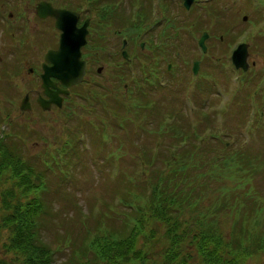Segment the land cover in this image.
<instances>
[{"label":"trees","instance_id":"1","mask_svg":"<svg viewBox=\"0 0 264 264\" xmlns=\"http://www.w3.org/2000/svg\"><path fill=\"white\" fill-rule=\"evenodd\" d=\"M47 1L75 9L71 0ZM86 1L92 3L89 11L98 15L95 17L99 22L102 18H107L109 24L116 22L117 15L110 12L116 10L114 1ZM258 3L264 8V0ZM123 12L119 15L124 17ZM205 12L215 16L210 10ZM127 14L128 18L133 16V12L127 11ZM123 22L112 25V30L115 32L121 25L123 28ZM138 22L139 14L135 23ZM131 26L120 31L134 35V27ZM136 27L142 28L141 25ZM172 28L175 36L180 30L174 24ZM146 62L148 60L139 62L138 68L147 77L128 84L127 92L120 94L124 98L122 104L119 99H114L115 109H111L113 112L109 110L116 122H123V125L115 124V128L124 136H138L142 131L145 138L151 137V143H154L152 149L143 142L131 143L135 148L132 164L134 171L140 173L143 191L135 194L131 189L127 199L128 193H124L121 201L123 211L117 218L118 225L113 228L99 221V228L88 229L86 220L80 216L86 214H80L77 218L81 226L73 237L68 236L66 230L61 232L56 236L55 247L45 240L44 228L49 230V225L64 213L63 208H55L58 201L53 196L60 198V194L58 191L50 192L48 174L53 165L60 170L64 166L66 169L63 171L67 170L73 158L78 156L79 148L74 141L81 136L78 131L69 132L71 136L65 143L60 142L56 156H40L33 160L32 157H23L17 148L19 136L5 128L7 118L0 114V264H147L148 261L151 264H248L249 254L264 247V239L261 238L264 234L258 232L264 216V199L252 185L253 179L261 172L262 164L250 158V148L247 151L250 145L245 138L241 136L239 139L240 134L224 132L231 128L232 131L246 129L248 136L255 133L258 122L253 125L252 120L258 119L257 112L251 113V124L243 112L249 108L246 102L250 94L243 91L249 84L244 79L248 73H241L242 79L238 77L237 89L238 92L243 91L242 99L233 101L237 105L228 112H222L238 116L242 125L248 124L228 127L227 120V126H217L207 101L200 102L203 106L193 102L188 111L182 107H163L169 97L172 104L173 101L179 103L175 99L177 91L158 87L156 80L160 71L156 66H147ZM173 70L175 68L172 67ZM119 73L120 79L113 84L114 89L121 88L122 77L127 74L125 70ZM259 73L258 80L264 85V67ZM153 89L170 90L167 93L169 97L153 98ZM252 93L258 101L261 100L257 104L263 108L264 93L261 96L259 91L252 90ZM205 95L209 97V93ZM235 96L239 99L238 93ZM102 108L107 110L106 105ZM258 113L260 118L261 112ZM146 120L154 121L156 126L145 129L142 123ZM100 132L98 139L101 144L112 142L113 131L106 124L101 125ZM82 147L85 148L83 151L87 150V144L82 142ZM117 153L109 161L119 158ZM60 160L63 163L58 162ZM140 197L144 198L143 203L138 202ZM225 215L232 216L227 233L222 231L220 224ZM96 218L102 219L101 215ZM62 220L60 218L59 221ZM251 232L259 240L248 244L245 239L252 235Z\"/></svg>","mask_w":264,"mask_h":264},{"label":"rangeland","instance_id":"2","mask_svg":"<svg viewBox=\"0 0 264 264\" xmlns=\"http://www.w3.org/2000/svg\"><path fill=\"white\" fill-rule=\"evenodd\" d=\"M39 1L0 0V7L3 5L0 8L3 12L2 15L6 11L8 12L7 7L11 8L15 7V5L19 7L21 5L26 9L22 15H15V12L11 10L13 12L11 18L5 17L7 16L5 15L4 19H0V114L7 118L8 125H4L6 126L5 128H8L10 133L19 136L18 140H16L17 148L23 153V157H32L31 159L33 160L39 159L38 157L40 156L42 158H46L48 155L56 156V150L61 147L60 142L63 141L65 143L67 137L71 136L68 134L69 132L78 131L82 138L79 137L78 141L76 139L74 141L76 147L79 148V153L77 157L75 156L76 158H73L74 160L70 163L67 170L63 171L66 169L64 166L60 170V167L53 165L52 171L48 174L50 192L54 194L58 191L60 194V198L55 194L53 196L59 203L58 205L56 203L55 208L56 210L59 207L64 209V213L60 214V218L63 220L59 221L60 218L59 220L55 219L49 225V230L44 228L42 231L43 237L52 247L57 245L56 236L58 237L61 232L66 230L69 233L68 236L73 237L75 235L81 226V222L77 218L80 214H86L80 216L81 219L84 218L86 220L88 229L99 228V221H103L108 228L117 226V218L123 211L121 201L125 196L124 193H128L125 196L127 199L131 189L134 190L135 194L143 191L142 180L139 178L140 173L134 171V165L132 164L134 163L135 148L131 143L137 142V144H140L143 142L146 143L147 148L150 146V149H152L154 143L151 142L153 139L151 137L149 139L145 138L146 134L142 131L138 133V136H124L121 130L115 128V124L123 125V122H116L114 115L109 110L115 109L114 99H119L122 104L124 98H121L120 94L127 92L122 86L120 89L112 88L114 87L112 85L114 81L116 83L119 82L117 80V78L119 79V76H117L119 71L125 70L127 74L123 75L122 79L127 84H131L143 72V70L138 68L139 62L144 63V60H148L146 62L147 66L155 63L153 56H148L153 55V47L156 49L155 55L157 60H159L157 67L160 69V74L156 80L157 85L158 87L170 89L172 92L177 91L175 99L179 102L173 101V104H177L175 106L172 104L171 97L167 94L170 90L166 92L164 89L160 91L153 89V98L169 97L168 101L164 102L163 107L169 108L172 106L175 109L182 107L188 111V108H192L193 102L203 106L204 104H200V102L203 101L205 103L207 101L206 104L209 108H212L210 113L214 112L215 124L217 126L222 124L227 126L228 120V127L232 126V124H234L233 126L236 124L244 126L248 122L251 124V113L252 111L257 112L258 119L253 118L252 120L254 122L253 125L258 122L255 125L257 126L255 133L252 132L254 133L253 136H248L249 132L246 129L244 131H242L243 129L232 131L230 128L224 130V132L240 134L238 135L239 139L242 136V139L245 138L249 142L250 147L248 146L247 151L250 148L251 157L249 155L248 157L262 164L261 172L253 179L252 185L264 199V107L262 108L257 104L261 100L258 101L255 94L252 93V90L259 91L260 96L264 93V85L258 80L259 70L264 67V8L258 5L259 0H197L193 7L187 10L180 7L178 0H110V2H115L116 7V10H110V12L115 13L117 16L114 19L116 22L107 25V30H102V27L96 28V23H99V19L95 17L98 16L95 12L94 14L91 12L95 20L89 17L90 15H86L91 9V2L71 0L75 7L72 11L77 13L81 11L79 13L82 17L91 18L89 25L92 30H90L89 34L90 49L92 45L98 46L97 50L101 51L100 54H102L98 60H92L94 64H91V70L86 79L100 83L105 88L103 91L107 93V99L103 100V103H97V101L90 103L91 100H84L87 97L85 90L89 89L87 87L89 85L86 84V86L84 83L74 90L77 95H85L84 98H71L72 100L64 104L59 110L60 112L55 113H42L35 105L33 99L36 96L35 91L39 90V81L33 74L28 75L26 73L28 67H36V55L40 57V45L42 44V42L40 44L42 39L40 24L37 26L31 25L33 24L34 14L31 15L27 11V7H29L31 8L30 12L33 13L32 6H35ZM155 3H159V8L157 7L153 11L152 6ZM168 4H170L168 11L172 19V26L174 24L180 31L175 36L173 35L174 30L168 31L169 38L164 43L165 37L160 34L164 25L158 24L154 26L151 23H153V19L155 20L164 15L162 8L168 6ZM132 6L137 8L133 9ZM123 10L124 17L119 15ZM205 10L212 11L215 16L207 14ZM127 11L130 14L133 12V16H129L131 18H128ZM26 13L28 15H25ZM138 14L140 15L141 29L131 26L132 23L138 20ZM118 16L122 17L118 19ZM242 16H247L245 21L242 20ZM25 17L26 19H31L30 25L27 27L25 26L27 24ZM103 19L100 21L102 22ZM117 22H123V28L121 25L114 32L111 26ZM7 24H15L12 28L16 31L14 36L10 37L8 33L4 32L6 31L4 26ZM148 24H151V26ZM129 26L134 27L135 36L132 33L120 31H124ZM16 27H18V30L15 29ZM20 28L22 29L20 30ZM48 31L52 32V34L49 37L47 33L44 34V43L41 46L43 50L53 46L56 39L54 37L57 36V32H54L52 28L48 27ZM102 31H107L104 39ZM205 31L209 33V36L205 40L206 52L202 53L197 45V39ZM20 32L25 36L29 34L27 37L29 42L24 46L27 47L23 53H19L16 48L17 36L21 34ZM99 37H102L103 40ZM122 39L129 40L132 44L128 48L125 46V50L129 55L128 61L124 60L119 54ZM143 40V43H149V45L145 46L144 44L143 48L139 49L138 44L142 43ZM240 43L247 44L248 56L246 62L248 65L251 66L252 63H250L249 58L254 61L252 63L254 66L248 68V74L244 78L246 83L249 84L246 85L247 89L245 88L243 91H248L250 94V98L246 102V106L249 108L246 111L243 110L244 117L246 115L248 120H250L244 125H242L243 123L238 116L222 113L223 111L228 112L227 110H231L234 105H237L233 101L242 99L243 91L238 92L237 89L239 84L238 77H241V74L235 71L230 62L231 51ZM250 46L251 53H249ZM14 51L17 52L14 53ZM130 55L135 56L133 61ZM160 56H164V58L171 61L175 70L172 71L171 67L167 70L166 61L159 58ZM27 59H31V62H27ZM194 61H199V68L197 74L192 76L191 65ZM97 66H102L103 68L99 75L95 71ZM2 70L3 72H1ZM14 71H16L15 75ZM142 80L143 78L140 77L139 81ZM197 87H200V89H197ZM99 91L93 85L89 96H95L96 94L94 93H102V91ZM26 92L29 94L28 101L31 104V109L22 111L19 106ZM206 92L209 93V97L205 95ZM237 93L239 94V99L235 96ZM102 105H106L107 110L103 109ZM207 110H209L208 107ZM258 111L261 112L260 118ZM111 112L113 111L111 110ZM118 114L120 115L121 113ZM102 121L104 122L102 123ZM147 122L149 120L142 123L145 129L156 126L154 121L149 122L150 124H147ZM103 124H106L110 131H113L112 142L104 143L106 145L101 144L98 139L99 134H101L100 127ZM82 142L87 144L86 151H83L85 148L82 147ZM119 145L120 147L118 148ZM116 152H118L119 158L113 162L109 161ZM143 201V197L138 199L139 203H143ZM98 215H101V220H97L96 216ZM231 222V215L223 216L220 219L222 231H225V233L229 232ZM83 231H85V228ZM258 232L264 234V216ZM251 234L245 239L248 244L253 240H259L256 234L253 232ZM261 238L264 239V235ZM62 256L63 254L60 255V257ZM247 263L264 264V247L255 253L249 254ZM147 264H151L150 261Z\"/></svg>","mask_w":264,"mask_h":264},{"label":"flooded vegetation","instance_id":"3","mask_svg":"<svg viewBox=\"0 0 264 264\" xmlns=\"http://www.w3.org/2000/svg\"><path fill=\"white\" fill-rule=\"evenodd\" d=\"M41 1H46V2H50L51 4H52V6L53 7H55V8H63V9H67V10H72L71 8H67V7H65V6H59V5H55V4H53L51 1H47V0H40L39 2H41ZM261 1V0H260ZM178 2H179V4L181 5L180 7L182 8L183 7V4H182V1L180 0H178ZM197 2V0H193V3L191 4V6L190 7H193V5H194V3H196ZM38 3V2H37ZM37 3H36V5H37ZM36 5L35 6H32L33 7V10H34V12L32 13V12H30V10H31V8H29V7H27V11H29V13L31 14V15H33V24H31V25H33V26H37V25H39L40 24V35H42V39L40 40V44H41V42H42V44L40 45V57L38 56V55H36V60H35V62H37V65H36V67L35 66H32V67H28L27 68V71H26V73L28 74V75H31V74H33L34 76H35V78H37L38 79V81H39V90H37V91H35V94H36V96H35V98L33 99L34 100V103H35V105H37V107L40 109V111L42 112V113H55V112H60L59 110L63 107V105L64 104H66V103H68V102H70L72 99L71 98H73V97H75V98H78V97H82V98H84V96L85 95H77L76 93H75V89L78 87V86H80V85H83L84 83H85V85L86 84H88L89 86H87V87H89V89L88 90H85V94L87 95V97H85L84 98V100H91L90 101V103H93V102H96L97 101V103H103L102 101L103 100H106L107 99V93L105 92V91H103L105 88L104 87H102L101 86V84L100 83H98V82H96V81H94V80H87L86 78H88V74H89V72H90V70H91V64H94L93 62H92V60H94V61H96V60H98L101 56H102V54H100L101 53V51H98L97 50V48H98V46H94V45H92V48L90 49V47H91V45H90V41H89V34H90V32L92 31L91 30V28H89V25H90V22H91V18H93V16H92V14L90 13V11H89V13L87 14L86 13V15H90L89 17H91V18H89V17H82V15L80 14L81 13V11H79L78 12V21H77V26L78 27H80L81 25H82V23H83V21L86 19V20H88V22H89V24H88V27H87V30H88V34H87V36H86V44L81 48V59L82 60H84L85 61V68H84V75H83V77H82V80H81V82L80 83H78V84H76V85H73V86H71L70 88H66L65 86H63L61 83H59L55 78H51V80H52V82H54V83H56V87H58V88H60V89H62V90H67V93H63V92H59L58 93V96L60 97V100H61V105L60 106H58V105H56V104H54V103H52V104H50V107H49V109H47V110H43L42 108H41V106H39L38 105V103H37V99L40 97V100L41 101H46V100H48L49 99V97L48 96H46L44 93H43V91H42V88H41V74L43 73V65L44 64H47V65H49V63L48 62H46L45 60H44V55H45V53H46V51L47 50H49V49H56L57 48V45H58V36H59V31L57 30V29H55L54 28V19L52 18V17H46V18H39V17H37V15H36V12H35V8H36ZM161 5V4H160ZM159 6V3H155L153 6H152V8H153V11H155L156 9H157V7ZM1 7H3V5L1 6ZM0 7V8H1ZM162 7V6H161ZM170 7V4H168V6H165L164 8H162L163 9V12H164V15L162 16V17H159V18H157V19H153V23H151L152 25L154 24V26L155 25H158V24H160V25H164L163 26V29L160 31V34H162L164 37H165V41H163L164 43L166 42V39H168L169 38V34H168V31H171V30H173V28H172V19L170 18V16H169V11H168V8ZM12 8V9H11ZM7 7L6 9L8 10V12L6 11V13L4 14V15H2V10L0 9V19L2 20V18L4 19V16L5 15H7V16H5V17H8V18H11V16H13V12L11 11V10H13L14 12H15V15H17V14H20V15H22L23 14V12H25V10L26 9H24V7H22L21 5L18 7L17 5H15V7L13 6V7ZM134 8H137L136 6H133V9ZM159 8V7H158ZM184 8V7H183ZM185 9V8H184ZM185 10H187V9H185ZM77 13V12H76ZM156 13H158V11H156ZM159 14V13H158ZM25 15H28V13H26ZM153 16H154V12H153ZM245 17V19H243ZM246 18H247V16H242V20L243 21H245L246 20ZM94 19V18H93ZM11 20V19H10ZM25 20L27 21V24L25 25L26 27L27 26H29L30 25V21H31V19L30 18H27L26 19V17H25ZM95 20V19H94ZM7 21V20H6ZM3 22V21H2ZM135 22H137V21H135ZM12 24V23H11ZM151 24L149 25V26H151ZM15 24H13V25H9V24H7L6 26H4V28L6 29V31H4L5 33H8L9 34V36L11 37L12 35L14 36V34L16 33V31L14 30V29H12L13 28V26H14ZM100 25V26H99ZM107 25H110L108 22H107V18H104L103 20H102V22L100 21L99 23H96V28L97 27H102V30H107ZM114 25V24H113ZM137 25H141V23L140 22H138V23H135L134 24V26L136 27ZM147 25V26H148ZM24 26V27H25ZM148 26V27H149ZM48 27L49 28H52L53 30H54V32H57V36L56 37H54V39H55V41H54V44H53V46H49V47H47L45 50H43V47H41L42 45H43V43H44V39H43V37H44V34L45 33H47L48 34V37L52 34V32H50V31H48ZM91 27V26H90ZM148 27H147V29H148ZM15 29H17L18 30V27H16ZM22 28H20V30H21ZM92 29H94V28H92ZM56 30V31H55ZM91 30V31H90ZM21 33V32H20ZM102 33H103V35H102V37H103V39L104 38H106V34H107V31L106 32H104V31H102ZM139 33V32H138ZM138 33H137V35H138ZM177 33V32H176ZM56 34V33H55ZM29 36V34L27 35V36H25L23 33H21V34H19L18 36H17V41H16V48L18 49V51H19V53H23V51L24 50H26V47H24L28 42H29V40L27 39V37ZM55 36V35H54ZM209 36V35H208ZM102 37L100 38V39H102ZM199 38V37H198ZM102 39V40H103ZM208 39V37L206 38V40ZM197 41H198V39H197ZM144 42V40L142 41V43H139L138 44V47H139V49H142L143 48V45L145 44V46L146 45H149V43H143ZM123 43H124V46H123ZM141 44H142V46H141ZM130 45H132L131 44V41H129V40H125V39H122V41H121V51H120V55H121V57L124 59V60H126V61H128L129 60V55H128V52L126 51V54H127V58H124L123 56H122V51L123 50H125V46L128 48V46H130ZM155 48L153 47L152 48V52H153V55H148L149 57H152L153 56V59L155 60V63H153V65H151L150 67H152L153 66V68H155V66L157 67V63H158V61L159 60H157V56L155 55ZM249 53H251L252 51H251V46H250V49H249ZM15 52H17V51H14V53ZM148 53V52H147ZM100 54V55H99ZM29 55V54H28ZM28 55H26V56H28ZM132 56V57H131ZM130 57H131V59H132V61L134 60V58H135V56H133V55H130ZM159 58H161L162 60H164V61H166V68H167V70L168 69H170V67L172 68V64H171V61H169L167 58H164V56L163 57H159ZM249 60H250V63L252 62V63H254V61L252 60V59H250L249 58ZM27 62H31V59H27ZM130 62H131V60H130ZM153 62V61H152ZM114 63V62H113ZM251 63V66L249 65L248 66V68H250V67H253L254 66V64H252ZM198 65H199V63H198ZM247 68V70L245 71V72H242L240 69H238V70H235V71H238V73H243V74H247V72L249 71V69ZM159 69V68H158ZM5 70V69H4ZM102 70H103V68H102V66H97L96 67V69H95V71H96V74H100L101 72H102ZM156 70V69H155ZM160 70V69H159ZM121 71V70H120ZM119 71V72H120ZM1 72H3V70L1 71ZM18 73V72H17ZM16 74V71H14V75ZM120 75H121V73H118V75L117 76H119V79H120ZM155 75V77H156V74H154ZM139 77H141V78H146L147 77V74L146 73H144L143 75H142V73L139 75ZM139 77H137V80L139 79ZM157 78H158V76H157ZM119 79L117 78V80L119 81ZM93 81V82H92ZM133 82V81H132ZM116 82L114 81L113 83H112V85L113 84H115ZM166 84V83H165ZM95 86V88L96 89H98V90H100L99 92H101L102 91V93H94V94H96L95 96H93V95H91V97L89 96V93L91 92V90H92V86ZM127 83L126 82H122V87H123V89L124 90H126L127 89ZM113 89H114V87H112ZM107 89V88H106ZM51 90H55L54 88H51ZM99 94V95H98ZM26 95H28V100H29V94L26 92ZM104 97V98H103ZM29 104H30V102H29ZM30 109H31V104H30ZM29 109V110H30Z\"/></svg>","mask_w":264,"mask_h":264},{"label":"water","instance_id":"4","mask_svg":"<svg viewBox=\"0 0 264 264\" xmlns=\"http://www.w3.org/2000/svg\"><path fill=\"white\" fill-rule=\"evenodd\" d=\"M181 1L185 9H189L193 3V0ZM35 12L39 18L52 17L54 19V28L59 31L57 48L46 51L44 60L49 65H43V73L41 74V88L49 99L46 101H41L40 97L37 99L38 105L43 110H47L52 103L58 106L61 105V100L58 96L59 92L67 93V90L56 87V83L52 82L51 78H55L66 88H70L82 80L85 61L81 59V48L86 44L88 20L85 19L82 25L78 27V13L63 8H55L50 2L46 1L38 2ZM206 38L207 34L203 33L198 40V45L203 52L206 51L204 44ZM122 56L127 58L125 50L122 51ZM247 56V44L240 43L232 50L230 62L235 69H241L245 72L248 68V63L246 62ZM197 70L198 62L194 61L192 64V73L196 74ZM51 88L55 90H51ZM19 108L22 111L30 109L28 95L23 96Z\"/></svg>","mask_w":264,"mask_h":264}]
</instances>
